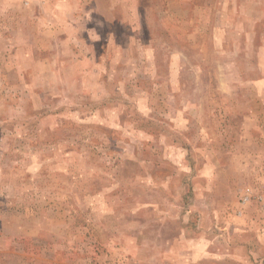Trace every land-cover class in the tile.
<instances>
[{
  "label": "rangeland",
  "instance_id": "374dc122",
  "mask_svg": "<svg viewBox=\"0 0 264 264\" xmlns=\"http://www.w3.org/2000/svg\"><path fill=\"white\" fill-rule=\"evenodd\" d=\"M200 246L264 264V0H0V264Z\"/></svg>",
  "mask_w": 264,
  "mask_h": 264
},
{
  "label": "crops",
  "instance_id": "0c3cea01",
  "mask_svg": "<svg viewBox=\"0 0 264 264\" xmlns=\"http://www.w3.org/2000/svg\"><path fill=\"white\" fill-rule=\"evenodd\" d=\"M202 248L203 247L200 246L199 248H197V251L182 249L180 252L177 253L176 258H173L172 261L174 262V264H200L205 259L202 255L205 254L207 251V249L202 250ZM169 251H171L170 248H168V252ZM213 255L214 257H216V259L222 258V256L220 257V255Z\"/></svg>",
  "mask_w": 264,
  "mask_h": 264
}]
</instances>
